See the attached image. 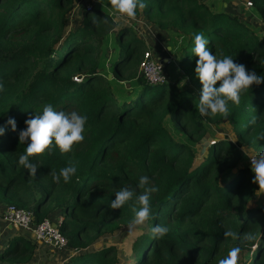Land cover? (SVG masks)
Instances as JSON below:
<instances>
[{
  "label": "trees",
  "instance_id": "1",
  "mask_svg": "<svg viewBox=\"0 0 264 264\" xmlns=\"http://www.w3.org/2000/svg\"><path fill=\"white\" fill-rule=\"evenodd\" d=\"M249 1L264 19V0ZM144 3L143 15L170 33L174 57L167 66L176 61L198 93L174 80L151 82L137 73L146 41L132 25L92 2L79 7L85 14L82 23L70 25L76 0H0V126H5L0 204L31 209L35 222L55 217L51 212L59 208L68 245L65 264H118L116 246L93 244L133 220L134 199L118 210L111 209V201L123 187L139 194V178L147 175L159 190L150 199L152 218L138 225L129 264H217L233 247L241 250L237 264H264V198L256 196L254 174L241 156L243 148L252 155L264 151V139H257L264 134V83L242 93L239 106L229 102L226 118L202 116L197 109L202 85L194 71L198 57L192 53L194 34L202 32L218 58L232 56L248 71L264 75V39L240 11L207 0ZM111 26L115 41L102 62L104 33ZM49 103L56 111L86 115L85 139L67 153L53 145L30 157L38 165L32 177L18 164L27 146L19 143L18 133L29 114L42 112ZM253 115L257 123L242 127ZM9 116L17 122L15 132L5 124ZM167 116L193 140L210 124L212 142L206 152L172 136ZM69 164L77 169L69 182L62 177L53 182L52 171L58 174ZM155 225L169 231L155 239L150 232ZM35 249L31 238L10 233L0 260L26 262Z\"/></svg>",
  "mask_w": 264,
  "mask_h": 264
},
{
  "label": "clouds",
  "instance_id": "2",
  "mask_svg": "<svg viewBox=\"0 0 264 264\" xmlns=\"http://www.w3.org/2000/svg\"><path fill=\"white\" fill-rule=\"evenodd\" d=\"M108 3L116 13L126 15L131 19L136 18L137 9L144 10L147 7L144 0H108ZM93 22H96L95 19ZM193 43L192 53L198 57L194 71L202 85L197 109L202 116L221 115L226 118L230 114L229 102L239 106L242 93L247 92L253 85L259 86L264 83V75L248 71L244 64L236 63L232 56L224 55L222 58H218L207 48L209 41L202 32L194 34ZM217 82H219V86H217ZM3 91L4 85L0 82V92ZM257 120L258 116L253 115L242 127L247 128L249 125H255ZM24 123L26 128L19 131L18 139L19 143L27 146L24 153L19 155L18 164L26 169L30 176L35 177L38 165L33 163L30 157L50 150L53 145L58 147L61 153L70 152L74 144L81 143L85 139L87 116L75 110L56 111L49 103L44 105L42 112L29 114ZM5 124L10 125L12 131H17V122L14 117L9 116ZM4 134L5 126H0V136ZM257 139H264V134L258 136ZM245 155L250 157L251 172L254 174L251 182L258 185L256 196L260 197L264 195V151L258 155H248L247 153ZM76 171L75 165L72 164L60 168L58 174L52 171L53 182L58 183L62 177L67 183L76 174ZM137 187L141 190L139 194L135 189L121 188L115 193V198L110 205L112 210H118L126 202L134 199L135 205L138 207H133L134 217L130 227L143 225L152 218L150 199L152 194L159 190L151 184L147 175L140 176ZM55 217L59 220V214ZM168 231L169 229L162 225H155L150 229L151 235L155 239L162 238ZM225 235L236 238V233L226 232ZM247 238L252 239L250 236ZM240 251L239 247L231 248L227 256L219 259L217 264H237Z\"/></svg>",
  "mask_w": 264,
  "mask_h": 264
},
{
  "label": "rangeland",
  "instance_id": "3",
  "mask_svg": "<svg viewBox=\"0 0 264 264\" xmlns=\"http://www.w3.org/2000/svg\"><path fill=\"white\" fill-rule=\"evenodd\" d=\"M209 3L213 5H217L219 1L226 4L223 5L224 8L229 11H240L244 21L247 25L260 37H263L264 33V19L260 15V13L254 8H249L246 5V1L240 0H207ZM92 5L94 7H99L105 11H107L115 20H121L122 22L128 23L132 25L139 33L141 37H143L147 41L146 49H150L153 52L155 59L163 66L162 70H164V74L167 79L174 80L180 86H184L189 88L190 90L198 93V89H196L189 78L183 73L181 68L178 67L176 61H172L171 66H167V62L169 59L173 58L174 55L171 51L166 47L170 42V35L165 29L158 28L149 18L145 17L141 10L137 11L136 18L131 19L126 15H121L116 13L115 10L110 6L108 0H92ZM83 11L75 6L69 12V22L70 25L82 23L84 17ZM117 18V19H116ZM115 31L116 28L111 26L110 28L105 30V39L107 43L104 45V54L102 56L101 61L107 62L109 58V51L111 50V46L115 41ZM106 46V48H105ZM151 47V48H150ZM177 54L181 53L180 46L176 49ZM107 54V55H106ZM105 70H109V64L105 65ZM139 65L137 67V73H139ZM110 75V74H109ZM111 85L114 86L116 84L115 80H111ZM131 83V79H125L124 86L129 87ZM165 126L168 128L169 132L175 138L187 141L192 145L194 149L199 147L202 153L206 152L209 143H211L213 128L210 124H207V130L205 134L199 140H193L188 136V133L181 129L171 118L170 116L166 117ZM221 131L223 127H218ZM230 131V130H229ZM231 133V131H230ZM200 152V154H201ZM248 155H252V153L247 149H241V156L243 160H247ZM251 153V154H250ZM254 155V154H253ZM264 198V195L260 198V201ZM7 205V204H6ZM56 210V209H54ZM59 211V209H57ZM53 214V213H51ZM60 214V213H59ZM58 215V214H57ZM58 217V216H57ZM4 223V220L0 219V224ZM131 222L122 223L120 228L112 235L101 236L97 241L94 242L95 247H99L104 243L112 244L117 248V259L118 264H129L130 262V253L132 251V243L137 233L140 231L138 226L130 227ZM12 227V226H11ZM8 226L7 233L5 235L0 236V249L3 245V240L7 238L8 234L13 233H22L24 236H30V234L19 228H11ZM18 231V232H17ZM67 250L55 249L54 251L43 250L39 246L36 247L34 254L32 257L26 262L20 263H10V264H65ZM42 253H46L44 256H41ZM245 258V256H244ZM0 264H6L5 262L0 260Z\"/></svg>",
  "mask_w": 264,
  "mask_h": 264
},
{
  "label": "built area",
  "instance_id": "4",
  "mask_svg": "<svg viewBox=\"0 0 264 264\" xmlns=\"http://www.w3.org/2000/svg\"><path fill=\"white\" fill-rule=\"evenodd\" d=\"M92 0H76L75 6L81 7ZM247 6H251V1H246ZM264 39V33H263ZM162 65L155 59L150 49H145L139 63L140 73L151 82H157L166 78ZM250 163V157H247ZM3 219L12 227L27 231L31 239L36 242V247L40 244H49L56 249L65 250L68 248L67 238L59 227L57 217L45 216L42 220L35 222L34 213L31 209L18 208L14 205L0 204V219Z\"/></svg>",
  "mask_w": 264,
  "mask_h": 264
},
{
  "label": "crops",
  "instance_id": "5",
  "mask_svg": "<svg viewBox=\"0 0 264 264\" xmlns=\"http://www.w3.org/2000/svg\"><path fill=\"white\" fill-rule=\"evenodd\" d=\"M225 5L226 3L225 2H221V1H219L218 2V4H217V8H221V6H223V5ZM235 12H237V11H235ZM238 13V12H237ZM241 17H242V14H239ZM243 18V17H242ZM168 32V31H167ZM169 33V32H168ZM169 35H170V33H169ZM143 38V37H142ZM144 39V38H143ZM145 40V39H144ZM146 41V40H145ZM146 44H147V41H146ZM148 45V44H147ZM168 49H169V51H171V45H170V42H169V44L166 46ZM151 48V47H150ZM174 55V54H173ZM57 209H59V208H56V210H53L51 213H53V215H57V214H59L60 213V209H59V211L57 210ZM8 226L9 227H11L8 223H6L5 221H4V223L2 222L1 224H0V236L2 235H5L6 233H7V228H8ZM12 228V227H11ZM26 237H31V235L30 236H26ZM39 247L40 248H42L43 250H49V251H54L56 248L55 247H52L51 245H49V244H40L39 245ZM46 254V253H45ZM44 253H42L41 254V256H44L45 255Z\"/></svg>",
  "mask_w": 264,
  "mask_h": 264
},
{
  "label": "water",
  "instance_id": "6",
  "mask_svg": "<svg viewBox=\"0 0 264 264\" xmlns=\"http://www.w3.org/2000/svg\"><path fill=\"white\" fill-rule=\"evenodd\" d=\"M111 77V75H109ZM211 142H212V139H211ZM251 167V166H250Z\"/></svg>",
  "mask_w": 264,
  "mask_h": 264
}]
</instances>
